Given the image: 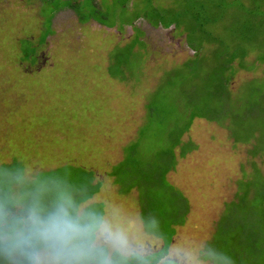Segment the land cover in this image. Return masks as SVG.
Wrapping results in <instances>:
<instances>
[{
    "label": "rangeland",
    "instance_id": "rangeland-1",
    "mask_svg": "<svg viewBox=\"0 0 264 264\" xmlns=\"http://www.w3.org/2000/svg\"><path fill=\"white\" fill-rule=\"evenodd\" d=\"M154 4L163 24L149 21ZM261 60L264 0H0V212L23 220L63 203L127 252L161 248L149 227L166 236L177 223L167 247L180 264H264L235 224L264 176ZM121 166L139 179L129 194L112 178ZM167 247L113 261L156 264ZM8 255L0 245L1 264H26Z\"/></svg>",
    "mask_w": 264,
    "mask_h": 264
},
{
    "label": "clouds",
    "instance_id": "clouds-1",
    "mask_svg": "<svg viewBox=\"0 0 264 264\" xmlns=\"http://www.w3.org/2000/svg\"><path fill=\"white\" fill-rule=\"evenodd\" d=\"M0 245L26 264H114L106 248L127 252L122 235L99 222L74 218L64 206L46 216L33 208L23 220H9L0 212Z\"/></svg>",
    "mask_w": 264,
    "mask_h": 264
},
{
    "label": "trees",
    "instance_id": "trees-1",
    "mask_svg": "<svg viewBox=\"0 0 264 264\" xmlns=\"http://www.w3.org/2000/svg\"><path fill=\"white\" fill-rule=\"evenodd\" d=\"M154 6L156 7L155 4H154ZM155 11L158 12V13H156V16H154L155 20L152 21V19H151L152 17H150V16L149 17L145 16V17L148 18V19H151L149 21L151 23H155V25L163 24L164 23L163 16L161 15V12L163 10L160 9L159 7H156ZM165 24H168V25H171V26H173V24H176L179 27H182V25L180 23L176 22L175 20H172L171 22L165 23ZM263 61L264 60H261V62H263ZM166 121L167 120H161V123L162 122H166ZM168 125H169V123H168ZM149 127H152L151 124H148L147 126L145 125L144 127H142V129L140 131V136H139V138H141V141H145L146 139H148L149 136L146 135V131L149 129ZM170 137L171 138L173 137L172 133H170ZM135 146H136L135 147L136 149H134V152L138 153V154H142L141 151H143V148H142L141 144L140 143H135ZM172 147H173L172 150H170V151L168 150L167 153L163 154V155L164 156L167 155L169 158H173V157L175 158V155H176L175 145H173ZM185 154L186 153H184V155ZM131 161L134 164L135 162H137V159L136 160L132 159ZM110 170H112V167H111V169H109V171ZM106 172L108 173V171H106ZM138 172H140V171H138ZM164 177H165V175H164ZM112 178H113L114 183L119 185V191L121 193H127V192L129 193V191L132 189V187L135 186V185L132 186L131 183H129L130 180L133 181L132 184H136L139 181V179H134L133 175L126 173L122 166H121V171L116 172V176L114 175ZM101 179H99L97 183L93 184V186L98 190V192L100 191L101 187L105 184V180L104 179L101 180ZM260 181H261L260 185L257 186L256 190L254 189L255 191L253 193V196H251V194H250V191L252 189H248L249 191L247 192V196L251 199L253 204L250 205L249 207H244V209L246 208L248 210V212H249V216L247 217V219H246V217H244V218L242 217L245 214L246 210L240 211L239 214L236 213V218H235L236 219L235 224L238 223V226L243 229L242 232L246 233V235L242 239H240V241L238 243H239V245H241L244 248L251 249V251L255 255V260L256 259L261 260V257L262 258L264 257L261 253H259L257 251V249L259 247L264 248V176H262ZM248 193H249V195H248ZM175 195H176L177 198L179 197L178 202H180L181 200L182 201L186 200L184 196H182V195L178 196V192ZM174 210H173V212H175ZM100 214H101L100 216H102V212ZM148 214L149 215H153L151 213V211H149ZM249 217L254 220L253 223H249V221H247V220H249L248 219ZM145 218H146V216H145ZM256 218H257V220L259 222L257 224L255 223ZM245 219H246V221H245V224H244V220ZM145 222L147 223V227H148L149 222L148 221H145ZM183 224H181V225H183ZM250 224H253V225L250 227L249 226ZM255 224H256V229L254 228ZM244 226H245V228H244ZM252 230H254L253 233L251 232ZM250 232L252 233L251 236L248 235ZM175 233H176V229L175 228L173 229L172 232L170 231L169 234H171V235L166 240L167 243L168 242L170 243V241L172 242V237H174L173 235H175ZM236 239H238V236L236 237Z\"/></svg>",
    "mask_w": 264,
    "mask_h": 264
},
{
    "label": "crops",
    "instance_id": "crops-1",
    "mask_svg": "<svg viewBox=\"0 0 264 264\" xmlns=\"http://www.w3.org/2000/svg\"><path fill=\"white\" fill-rule=\"evenodd\" d=\"M123 26H125V25H123ZM119 186V185H118ZM131 191H133V189H131L130 191H129V193L131 192ZM121 193V192H120ZM128 192L127 193H121V194H129ZM62 206H64L65 204H63V203H60ZM80 204H86V202H84L83 203V201L80 203ZM79 204V205H80ZM83 208H84V206H83ZM82 209V208H81ZM103 215V214H102ZM138 216L141 218V220H142V224H143V228H142V226L141 227H139L140 228V231H143V232H148V227H147V223L145 222V221H147L146 220V218H147V216L144 214V212L142 211V209H140V212H139V214H138ZM145 216H146V218H145ZM103 217V216H102ZM139 225V224H138ZM140 226V225H139ZM176 226H178V224L177 223H173V225L172 224H170V231L172 232L173 231V229H174V227H175V229H176ZM165 234V233H164ZM164 234H162L160 231H158V229L156 230V229H153L152 227H150V232H149V234H146L147 236H149V235H151V236H155V237H157V238H159V239H161V240H163V245L161 246V248H152V249H150V250H143V249H134L133 251H131V252H126L124 255H121V253H119V252H117L118 253V256L119 257H122V258H127V259H129V260H131V258H132V256H133V253H135V254H138V256L139 257H141V256H146V255H149V254H154V253H157L158 251H160L162 248H165V247H167V239L169 238V236L172 234H168V235H164ZM147 236H146V239H147ZM174 236V235H173ZM173 238V237H172ZM150 246V245H149ZM106 251H109L110 253H111V255H112V257H113V253L114 252H116L115 250H112V249H109V248H107L106 249ZM129 253V254H128ZM171 251H169V247H167V251H166V253L164 254V256H162L161 258H163V257H166V259L164 260V261H158V262H156V264H164L165 262H167V261H175V259L173 258V257H171ZM41 254H43V250L41 249ZM12 256H14V255H8L7 257H12ZM161 260V259H160ZM11 261L12 262H16V260H14V259H11ZM137 261H139L138 259H137ZM5 262V260H2V262H0V264L1 263H4ZM12 264V263H11ZM16 264V263H15Z\"/></svg>",
    "mask_w": 264,
    "mask_h": 264
},
{
    "label": "flooded vegetation",
    "instance_id": "flooded-vegetation-1",
    "mask_svg": "<svg viewBox=\"0 0 264 264\" xmlns=\"http://www.w3.org/2000/svg\"><path fill=\"white\" fill-rule=\"evenodd\" d=\"M167 30H169V31H168L169 33L171 32V31H170L171 29H167ZM174 240H175V239H174V237H173V238H172V244L174 243ZM172 244H171V245H172ZM172 250H173V248H169V251L172 252V256H171V257H173V258L175 259V262H176L177 264H180L181 261L183 262V260L180 259L179 255L176 254L177 252L174 253ZM183 264H186V262H184Z\"/></svg>",
    "mask_w": 264,
    "mask_h": 264
}]
</instances>
